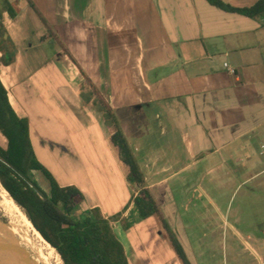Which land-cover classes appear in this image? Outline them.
I'll return each mask as SVG.
<instances>
[{"label": "crops", "instance_id": "obj_1", "mask_svg": "<svg viewBox=\"0 0 264 264\" xmlns=\"http://www.w3.org/2000/svg\"><path fill=\"white\" fill-rule=\"evenodd\" d=\"M7 1L15 15L5 12L2 22L15 54L11 64H0V80L16 114L19 111V117L28 119L35 155L37 142L44 145V140L51 138L65 144L61 139L66 137L67 122L62 118L66 110L78 131L89 136L91 145L85 154L102 170L108 169L118 186L131 187L111 143L112 128L92 102L81 99L82 92L91 90L65 55L66 49L116 119L115 109L136 116L131 132L117 122L146 188L188 262L197 264L198 259L203 264L200 259L218 252V248L213 242L205 244L198 239L194 250L183 229L177 235L176 228L183 225L174 195L176 187L181 192L194 191L193 183L198 181L207 201L206 212L213 213L216 225L219 221L223 224L222 208L199 182L207 179L218 191L226 181H240L249 173L250 182L258 176L251 172L249 154L254 140L260 144L264 141V19L227 13L206 0ZM221 1L248 8L258 0ZM3 2L0 0V9ZM25 9L40 22L39 29L24 19ZM34 71L42 74V80H32ZM36 92L44 96L37 99ZM50 95L57 99L53 107ZM34 99L43 101L39 113ZM40 116L44 118V132L50 133H42L37 120ZM76 141L77 145L81 142L79 137ZM78 147V154H83ZM247 160L248 173L228 170L229 165ZM74 183L84 196L78 211L98 208L106 218L115 214L106 212L111 190L103 192L104 199H100L87 182ZM107 184L111 186L112 181ZM48 190L44 178V191ZM114 193L112 200L118 201L122 219L130 224L127 230L120 221L112 224L129 264H150L139 245L128 238L130 229L147 224L152 225L154 240L163 249L160 264H183L160 218L154 215L141 220L134 204L129 203V195L123 197L119 190ZM249 240L264 244V239Z\"/></svg>", "mask_w": 264, "mask_h": 264}, {"label": "trees", "instance_id": "obj_2", "mask_svg": "<svg viewBox=\"0 0 264 264\" xmlns=\"http://www.w3.org/2000/svg\"><path fill=\"white\" fill-rule=\"evenodd\" d=\"M206 2L227 13L254 20L264 19V0H258L248 8H235L221 0ZM29 5L36 11L31 2ZM5 12L10 16L15 15L7 0H4L0 9V64L8 66L13 62L15 50L2 22ZM36 13L39 15L37 11ZM64 53L91 90L89 93L82 92L81 99L87 103L92 102L102 113L106 125L112 128V146L126 171L128 183L136 190L129 203L134 204L141 220L157 215L182 263L190 264L172 230L162 218L151 191L146 188L144 176L112 109L66 49ZM0 134L6 142L5 146L0 142V185L44 241L56 251L62 263L129 264L112 226L114 222L120 221L125 230L130 227V224L122 219L123 212L106 218L98 208H94L83 211L76 219L75 212L84 201L83 194L75 186H60L49 170L39 162L31 143L28 119L16 114L1 80ZM34 172L40 173L48 182L47 193L33 178Z\"/></svg>", "mask_w": 264, "mask_h": 264}, {"label": "rangeland", "instance_id": "obj_3", "mask_svg": "<svg viewBox=\"0 0 264 264\" xmlns=\"http://www.w3.org/2000/svg\"><path fill=\"white\" fill-rule=\"evenodd\" d=\"M21 1L24 2V0ZM22 12L27 22L32 23L34 28H40V22L33 17L29 10L25 9ZM6 15L8 14L6 13ZM32 76L34 77L32 80H42V74L38 71H34ZM2 78L3 81H5L4 77ZM52 86L53 85H51V87ZM42 94L44 96L43 92ZM42 94L36 92V98L40 99ZM49 98L50 106L53 107V102H57V99L51 95ZM33 102L36 103V111L39 113L41 111L39 103L43 101L34 99ZM93 107L98 111L95 106ZM16 111H18V109ZM114 112L119 123L122 126L125 125L126 129L130 132L133 131L132 129H134L137 120L136 116L130 114V112L122 114V111L119 109H115ZM17 114L21 116L19 111ZM62 118L67 122V126L65 125L64 127L66 137L61 139L65 144H61L62 142H60V140H53L51 138H49V140H44V145H39L40 142H37L35 151L39 162L49 170L62 187L74 186V184H76L74 182H87L100 199L102 198L103 192L111 190L113 193L109 194V198H106V200H108V209L106 212L107 214L111 213V211L112 213L115 212V214L122 213L123 209H118V201H116L115 198L112 200L115 195V190H119V193L123 197L129 195L131 198L136 192L135 188L132 186L130 187V185H128L130 188L124 185L118 186L116 184V177L111 175L108 169H106V171L102 170L100 166L95 164L91 158L85 154L89 152L91 145L88 140L89 136L78 131L72 115L66 110L63 111ZM37 120L39 121L38 124L40 123L41 125L42 133H50V131L47 130L44 132V118L40 116ZM36 130L39 135V128L37 127ZM53 134L57 133L55 132ZM78 137L81 140L78 144L79 147L76 141ZM0 142L5 146L6 142L1 134ZM258 142V139L257 141H253L252 146L254 148H251V154H249V162L252 165L251 172L252 174H258L253 181L249 182L248 180L250 176L247 172L249 170L247 160L237 165H229L228 170L230 171H234L233 169H235L236 171H241L242 174L245 172L248 174H245L240 181H226L223 190L214 191V185H211V182L207 179L199 182V185L202 186L205 192H208V190L210 191L211 197L217 200L219 206L222 208L225 219L223 224L219 221L218 225H216V221H214L215 219L212 217L213 213L206 212L208 208L206 205L207 201L203 195V191H201V188L197 185L198 181H194L195 183L192 185L195 190L192 191L191 188L189 190L190 192H187V196L185 191L181 192L180 188L176 187L174 195L175 203L179 208L180 222H182L183 225V227L176 228V232L178 231L177 235L180 231L184 230L194 250L196 249L195 247L199 246V242H196L198 239L202 240L205 244L213 242V244L216 245L215 249L218 248V252H209L205 254L203 259H200L203 260V264H264V244H260V242L254 244L249 240L257 239L260 241L264 239V156L260 155L261 147L264 146V141H262L261 144ZM77 147L83 154H78V151H76ZM118 173L117 171V175H119ZM118 177L120 178V176ZM33 178L44 190L43 176L38 172H34ZM107 181H112V185L110 186L107 184ZM241 183L242 185L240 186ZM117 198L119 199V197ZM102 199H104V197ZM82 213L83 212H80V210L75 212V217L82 215ZM21 214L24 215L23 211L12 202L11 198L0 185V223L7 224L14 220L21 222ZM1 231L2 230H0V236L4 234V231ZM128 236L130 242L132 241L134 244L136 243L139 245L150 264H160L163 262V253H161L163 249L160 245H157V239L154 240L155 236L152 225L147 224L134 230L130 229ZM142 237L144 238L142 239ZM8 240L10 241V238ZM222 242H224L223 249L221 247V244H223ZM158 246L161 249H158ZM251 251H253L254 254ZM212 255H214V257H212ZM55 256L57 257L56 263L63 264L56 253ZM195 260L197 264H199L198 259ZM5 262L6 264H15L14 260L11 258H5Z\"/></svg>", "mask_w": 264, "mask_h": 264}, {"label": "bare ground", "instance_id": "obj_4", "mask_svg": "<svg viewBox=\"0 0 264 264\" xmlns=\"http://www.w3.org/2000/svg\"><path fill=\"white\" fill-rule=\"evenodd\" d=\"M21 217V222L14 220L7 224L0 223V230L4 231L2 236L7 239L10 238V241L20 246L23 250L22 252H25L35 264L56 263V251L44 241L25 215L21 214ZM56 255L59 257L57 253Z\"/></svg>", "mask_w": 264, "mask_h": 264}, {"label": "water", "instance_id": "obj_5", "mask_svg": "<svg viewBox=\"0 0 264 264\" xmlns=\"http://www.w3.org/2000/svg\"><path fill=\"white\" fill-rule=\"evenodd\" d=\"M16 243L0 238V264H6L5 258H11L15 264H35Z\"/></svg>", "mask_w": 264, "mask_h": 264}, {"label": "built area", "instance_id": "obj_6", "mask_svg": "<svg viewBox=\"0 0 264 264\" xmlns=\"http://www.w3.org/2000/svg\"><path fill=\"white\" fill-rule=\"evenodd\" d=\"M232 72V71H231ZM260 155L264 156V146L261 147Z\"/></svg>", "mask_w": 264, "mask_h": 264}, {"label": "flooded vegetation", "instance_id": "obj_7", "mask_svg": "<svg viewBox=\"0 0 264 264\" xmlns=\"http://www.w3.org/2000/svg\"><path fill=\"white\" fill-rule=\"evenodd\" d=\"M0 238L4 239L5 237H3V236H0ZM4 240H7V239H4Z\"/></svg>", "mask_w": 264, "mask_h": 264}]
</instances>
